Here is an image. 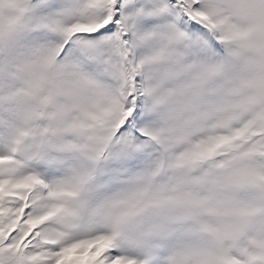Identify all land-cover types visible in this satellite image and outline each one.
I'll return each mask as SVG.
<instances>
[{"label": "snow or ice", "instance_id": "6c2138e0", "mask_svg": "<svg viewBox=\"0 0 264 264\" xmlns=\"http://www.w3.org/2000/svg\"><path fill=\"white\" fill-rule=\"evenodd\" d=\"M0 264H264V0H0Z\"/></svg>", "mask_w": 264, "mask_h": 264}]
</instances>
